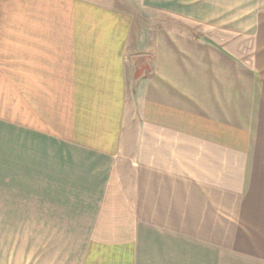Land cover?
<instances>
[{
	"label": "crops",
	"instance_id": "obj_1",
	"mask_svg": "<svg viewBox=\"0 0 264 264\" xmlns=\"http://www.w3.org/2000/svg\"><path fill=\"white\" fill-rule=\"evenodd\" d=\"M120 1L226 33L264 24V0ZM0 9V185L12 168L29 264H264L263 36L247 63L215 38L134 32L105 0Z\"/></svg>",
	"mask_w": 264,
	"mask_h": 264
},
{
	"label": "rangeland",
	"instance_id": "obj_2",
	"mask_svg": "<svg viewBox=\"0 0 264 264\" xmlns=\"http://www.w3.org/2000/svg\"><path fill=\"white\" fill-rule=\"evenodd\" d=\"M7 1V0H5ZM11 1V0H9ZM116 5L118 9L130 12L133 16V31H143L151 33L156 29H174L185 33H194L198 38L213 44L212 38L227 48L229 51L238 55L245 62H252L254 58V48L259 44L260 37H264V24H230L227 33L222 28L211 26L203 29L189 26L179 20L158 13L151 9L135 7L120 0H105ZM0 9V14H5ZM236 10V9H234ZM240 10V9H238ZM254 8H245L244 11L253 13ZM247 15V14H246ZM250 16V15H248ZM251 19V17H246ZM225 26V25H224ZM223 26V27H224ZM234 29V30H233ZM263 29V30H262ZM258 31H261L260 34ZM139 33V32H138ZM203 33V36L201 35ZM221 35L222 38L221 39ZM0 119L12 122V39L11 30L6 29L0 32ZM261 42L264 44V39ZM5 133L4 153L5 162L11 163L12 160V136ZM12 135V133H11ZM1 147V146H0ZM12 166V165H11ZM5 184L0 185V257L3 255L5 264H29L28 257V232L23 229V218L19 212H15V200L12 198L14 192V181H12V168H5Z\"/></svg>",
	"mask_w": 264,
	"mask_h": 264
}]
</instances>
